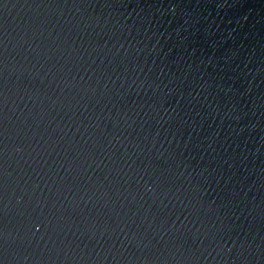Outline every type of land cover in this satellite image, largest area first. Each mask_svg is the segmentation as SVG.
I'll use <instances>...</instances> for the list:
<instances>
[{"label":"water","instance_id":"95a60500","mask_svg":"<svg viewBox=\"0 0 264 264\" xmlns=\"http://www.w3.org/2000/svg\"><path fill=\"white\" fill-rule=\"evenodd\" d=\"M0 264H264V0H0Z\"/></svg>","mask_w":264,"mask_h":264}]
</instances>
